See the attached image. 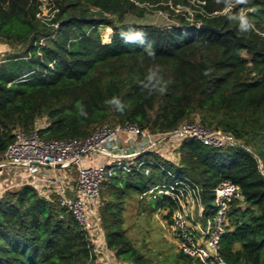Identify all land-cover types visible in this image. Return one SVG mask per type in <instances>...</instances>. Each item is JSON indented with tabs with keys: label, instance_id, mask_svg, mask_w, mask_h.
<instances>
[{
	"label": "trees",
	"instance_id": "obj_1",
	"mask_svg": "<svg viewBox=\"0 0 264 264\" xmlns=\"http://www.w3.org/2000/svg\"><path fill=\"white\" fill-rule=\"evenodd\" d=\"M48 1L52 11L44 20L43 0H0V38L22 47L0 63V156L17 129L38 128L46 139H68L84 138L106 123L130 122L159 132L199 119L232 133L246 149L187 137L179 164L156 156L197 181L208 205L220 181L239 184L244 200L229 209L221 255L227 264H264V0ZM143 6L171 9L178 20L167 26L125 21ZM202 22L219 32L200 28ZM102 26L113 30L109 42L102 39ZM130 26L146 33L145 44L124 43L118 33ZM149 41L155 57L145 50ZM205 69L210 75H203ZM160 87L166 90L160 93ZM77 104L86 115H78ZM133 179L146 183L137 187ZM170 181L154 167L149 176L114 175L101 188L106 242L125 264H154L127 234L128 197ZM148 205L153 211L170 207L167 217L173 211L165 194ZM0 264H94V258L86 232L58 195L47 198L23 185L0 195Z\"/></svg>",
	"mask_w": 264,
	"mask_h": 264
},
{
	"label": "built area",
	"instance_id": "obj_2",
	"mask_svg": "<svg viewBox=\"0 0 264 264\" xmlns=\"http://www.w3.org/2000/svg\"><path fill=\"white\" fill-rule=\"evenodd\" d=\"M3 56L0 50V63ZM187 137L214 147L246 149L232 133L208 127L199 119L183 120L177 127L159 132L130 122L106 123L84 138L68 139H46L39 134L38 128L32 131L17 129L13 141L0 156V195L23 185L36 187L47 198L58 195L59 202L72 211L86 232L94 264H112L115 254L107 245L99 213L101 186L117 174L142 172L149 176L156 167L166 172L171 181L157 183L146 192L154 197L165 194L171 198L169 236L179 251L204 264H227L220 245L229 226L231 205L244 200L240 185L223 179L215 188L214 204L208 205L203 201L197 181L172 173L163 161L151 156L179 164L177 142ZM169 148H174L176 155ZM59 163L67 166L55 167ZM74 165L77 176L75 187L70 190L73 178L68 167ZM72 191L73 196L70 195ZM159 209L168 216L170 207Z\"/></svg>",
	"mask_w": 264,
	"mask_h": 264
},
{
	"label": "rangeland",
	"instance_id": "obj_3",
	"mask_svg": "<svg viewBox=\"0 0 264 264\" xmlns=\"http://www.w3.org/2000/svg\"><path fill=\"white\" fill-rule=\"evenodd\" d=\"M166 5V4H164ZM43 11L40 14L42 19L50 18L51 7L49 1H45L43 4ZM179 7V6H178ZM181 7L177 8L175 12H178ZM171 9H163L157 6L140 7L135 12L127 13L125 21L135 24L155 25V26H167L176 23L178 17L170 12ZM102 39L104 42L111 40L112 28L109 26H102L101 29ZM1 54L8 56L11 53H21L22 47L10 46L7 42L0 38ZM41 124V123H40ZM182 140L177 142V148H180ZM170 149V148H169ZM174 148L170 152H173ZM176 155V151L173 153ZM155 160H158L157 156H154ZM176 158V157H175ZM73 179H76L77 171L74 167H68ZM172 173H176V167L169 168ZM133 184L137 187L145 185L146 180L133 179ZM106 180L103 182L104 187ZM150 200V199H149ZM146 197H139L135 194L132 198L127 200L125 207V227L127 228V234L135 243V245L147 255L152 256L154 264H198L194 260H189L186 257L180 255L179 249L175 242L169 236L170 230V218L160 210H152L148 205L149 202ZM213 205V200L209 202ZM109 252H112L109 249ZM112 264H125L124 261L117 258L114 255L112 258Z\"/></svg>",
	"mask_w": 264,
	"mask_h": 264
},
{
	"label": "clouds",
	"instance_id": "obj_4",
	"mask_svg": "<svg viewBox=\"0 0 264 264\" xmlns=\"http://www.w3.org/2000/svg\"><path fill=\"white\" fill-rule=\"evenodd\" d=\"M236 4H245L247 3V0H235ZM238 19L241 21V28L247 27V21L245 18V15L243 11H241ZM120 37H124V43H128L129 41L138 42L139 44H145L146 41V33L142 30H138L134 27H129L127 30L121 29L118 33ZM145 50L148 52L150 57H155V50L152 47V43L149 41L146 45ZM211 73V69H205L203 75L208 76ZM148 79L151 81L154 79V75L152 73L149 74ZM166 90V87H160L159 92L163 93ZM113 102L117 104V111L123 112L122 106L119 105V101L116 100V98H113ZM77 108L80 110L78 112V115H86V113H83L82 106L80 104H77Z\"/></svg>",
	"mask_w": 264,
	"mask_h": 264
},
{
	"label": "crops",
	"instance_id": "obj_5",
	"mask_svg": "<svg viewBox=\"0 0 264 264\" xmlns=\"http://www.w3.org/2000/svg\"><path fill=\"white\" fill-rule=\"evenodd\" d=\"M1 50V49H0ZM152 157H154V155H151ZM156 156V155H155ZM123 177H124V175H122ZM0 185H1V182H0ZM152 186H154V185H152ZM152 186H148L147 188H145V189H142V190H140V192L139 193H137V195H139V197H146V199L148 198V200L150 199H154L155 197L152 195V193H147L146 191L149 189V188H151ZM70 190H73L74 189V187H75V179H73L72 181H71V183H70ZM70 195L71 196H73V191L72 192H70ZM135 194H132V195H130L129 197H128V199L127 200H129L130 198H132L133 196H134ZM149 200V201H150ZM127 202V201H126Z\"/></svg>",
	"mask_w": 264,
	"mask_h": 264
},
{
	"label": "water",
	"instance_id": "obj_6",
	"mask_svg": "<svg viewBox=\"0 0 264 264\" xmlns=\"http://www.w3.org/2000/svg\"><path fill=\"white\" fill-rule=\"evenodd\" d=\"M199 27L200 28H207V29H211V30H213V31H216V32H219V28H217V27H214V26H211V25H209V24H206V23H200L199 24ZM36 164V163H35ZM64 166H67V164H56L55 165V167H64Z\"/></svg>",
	"mask_w": 264,
	"mask_h": 264
}]
</instances>
